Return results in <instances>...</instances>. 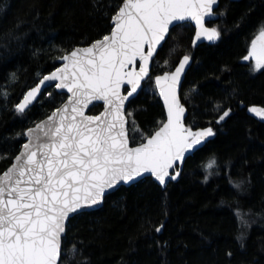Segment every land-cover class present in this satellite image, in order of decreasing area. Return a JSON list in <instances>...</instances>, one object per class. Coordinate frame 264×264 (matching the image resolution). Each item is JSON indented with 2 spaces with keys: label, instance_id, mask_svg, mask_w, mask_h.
Wrapping results in <instances>:
<instances>
[{
  "label": "trees",
  "instance_id": "trees-1",
  "mask_svg": "<svg viewBox=\"0 0 264 264\" xmlns=\"http://www.w3.org/2000/svg\"><path fill=\"white\" fill-rule=\"evenodd\" d=\"M121 2L0 0V91L9 93L7 101L0 95V173L25 141L16 134L66 95L50 87L23 115L14 104L58 66L65 51L108 34L110 20L98 9ZM217 12V20L208 23L221 31L215 43L194 47V27L183 22L170 30L151 68L154 79L173 70L183 55L192 57L181 87L182 102L188 97L185 123L205 127L212 121L216 135L186 158L179 179L165 188L146 177L107 195L100 208L72 218L64 246L75 244L82 255L65 264H264V120L248 110L264 107V69L252 71L255 62H241L264 24V0H220ZM13 72L19 77L14 83ZM144 85L126 106L136 121L128 123L131 144L141 143L142 133L150 134L164 119L153 80ZM216 104L232 109L220 125L214 123ZM101 109L94 104L89 113ZM213 156L216 165L206 169ZM160 223L165 227L156 233Z\"/></svg>",
  "mask_w": 264,
  "mask_h": 264
},
{
  "label": "snow or ice",
  "instance_id": "snow-or-ice-1",
  "mask_svg": "<svg viewBox=\"0 0 264 264\" xmlns=\"http://www.w3.org/2000/svg\"><path fill=\"white\" fill-rule=\"evenodd\" d=\"M215 5L217 0L107 3L98 11L110 20L108 34L87 47L65 51L59 57L61 66L44 75L14 104L15 112L23 115L37 101L41 86L51 83L70 94L45 120L16 134L27 142L0 174V264H65L77 253L82 255L75 244L70 249L64 246L72 218L101 206L111 191L138 183L145 174L165 186L180 176L178 164L216 135L212 121L207 127L185 123L188 97L182 102L181 87L192 60L188 54L174 70L155 75L152 91L163 101L165 119L150 134L142 133V142L136 146L130 145L127 127L129 121L134 126L136 121L133 111L126 108L145 90L144 82L153 80L152 65L177 23L193 21L196 40L220 38L216 27H205L206 19L216 18ZM243 59L255 61L252 71L264 69V24ZM9 76L13 83L19 79L15 72ZM0 95L8 100L7 90ZM94 101H102L104 111L86 115ZM248 110L264 118V107ZM213 111L217 114L214 123L220 125L232 109L216 104ZM134 131H140L139 127ZM215 165L213 156L205 167ZM164 227L160 223L154 231L160 233ZM238 239L243 241V235Z\"/></svg>",
  "mask_w": 264,
  "mask_h": 264
},
{
  "label": "water",
  "instance_id": "water-1",
  "mask_svg": "<svg viewBox=\"0 0 264 264\" xmlns=\"http://www.w3.org/2000/svg\"><path fill=\"white\" fill-rule=\"evenodd\" d=\"M219 2H220V0H217V5H215L214 7H213V11H214V13L216 14V18H213V19H206L205 20V27H208V28H212L213 26H211V25H209L208 23L209 22H212V21H215V20H217V18L219 17V14H218V12H217V8H218V6H219ZM183 22H189L193 27H194V34H193V41L194 40H196V26H195V23L193 22V21H183ZM183 22H179V23H177V25L178 24H181V23H183ZM172 29V28H171ZM170 29V30H171ZM256 36V35H255ZM255 36L252 38V39H254L255 38ZM102 38V37H101ZM100 39V38H99ZM251 39V40H252ZM97 40V39H96ZM95 41V40H94ZM93 41V42H94ZM217 40H213V41H209L206 37H201L199 40H196V43L195 44H193V46L194 47H196V46H198L199 44H201V43H204V42H207V43H215ZM92 43V42H91ZM91 43H89V44H87V45H81V46H76V47H87V46H89ZM250 44H251V41H250ZM250 44H249V47H250ZM76 47H74V48H76ZM249 47H248V49H249ZM74 48H72V49H74ZM71 49V50H72ZM70 50V51H71ZM248 54V50H247V52H246V54L244 55V56H246ZM243 56V57H244ZM182 58V57H181ZM192 61L193 60H191V63H190V66L192 65ZM179 62V61H178ZM178 62H177V64H178ZM241 62L242 63H249V62H255L254 60H252V59H250V60H248V61H245L243 58H242V60H241ZM61 64H62V62L58 59V66L57 67H60L61 66ZM176 64V65H177ZM175 65V66H176ZM190 66L186 69V74H187V72H188V70H189V68H190ZM56 67V68H57ZM55 70V68L53 69V70H51L50 72H52V71H54ZM174 70V69H173ZM50 72H48V73H46V74H44V75H47V74H49ZM163 73V72H162ZM162 73H159V74H162ZM186 74H185V76H186ZM43 75V76H44ZM158 75V74H157ZM42 76V77H43ZM185 76L183 77V79H182V84H183V82H184V79H185ZM42 77L40 78V79H42ZM155 77V76H154ZM39 79V80H40ZM37 83H39V81L37 82ZM36 83V84H37ZM35 84V85H36ZM153 84H154V79H153ZM35 85H33L32 87H35ZM50 87H54L55 88V83H51V85L49 86L48 84H46V85H44V86H41V93L39 94V96H38V99L40 98V96L48 89V88H50ZM30 89V88H29ZM28 89V90H29ZM28 90H26L25 91V93L28 91ZM55 90L57 91V92H59V93H63V94H65L66 95V98L64 99V101H66L67 100V96L68 95H70V94H67V90L65 89V90H60V89H56L55 88ZM122 92H123V94H126V91H124L123 89H122ZM23 97V96H22ZM22 97H21V99H22ZM157 97H158V99H159V101L161 102V104H162V107H163V101H162V99L157 95ZM38 99H37V101H38ZM37 101H35L34 103H33V105L37 102ZM63 101V102H64ZM63 102L58 106V107H60L62 104H63ZM94 104H102V109L98 112V113H96V114H92V113H89V109L94 105ZM127 106V105H126ZM32 107V106H31ZM187 108V107H186ZM54 110V109H53ZM52 110V111H53ZM51 111V112H52ZM104 111V104H103V102L102 101H94L91 105H89V108L88 109H86L85 110V114L86 115H99L101 112H103ZM163 111H164V109H163ZM51 112L48 114V115H50L51 114ZM48 115H46L44 118H42L41 120H39L38 122H40V121H43V120H45L46 119V117L48 116ZM186 117H187V112H186ZM164 119H165V114H164ZM185 121H186V119H185ZM38 122H36V123H38ZM35 123V124H36ZM35 124L34 125H32V126H30V127H35ZM29 127V128H30ZM127 127H128V125H127ZM205 127H207V126H205ZM28 129V128H27ZM128 135H129V128H128ZM214 137H211V138H209L208 139V141H210V140H212ZM27 142V138L25 137V141H24V143H26ZM23 143V144H24ZM22 144V145H23ZM139 144V143H138ZM130 145L131 146H136L137 144H131L130 143ZM22 147V146H21ZM21 147H20V149H19V151H18V153L20 152V150H21ZM17 153V154H18ZM16 154V155H17ZM15 155V156H16ZM192 155V154H191ZM191 155H187L186 156V158L188 157V156H191ZM14 156V157H15ZM14 157H13V159H12V161H11V163L6 167V169L4 170V171H6L10 166H11V164L14 162ZM186 158H185V160H186ZM185 160H184V162L182 163V164H178V166H177V171H180V173H182V171H183V168H184V163H185ZM4 171H2L0 174H2ZM146 177H150L157 185H159V183L157 182V181H155V179H154V177H152L151 176V174H145V178ZM179 179V177H177V179H175V180H171V179H169L168 180V182L169 181H172V182H175V181H177ZM167 182V183H168ZM167 183H166V185H167ZM132 185V184H131ZM165 185V186H166ZM121 186H125V187H127V186H130V185H121ZM120 186V187H121ZM161 188H165V186H161V185H159ZM119 187V188H120ZM116 191V190H115ZM114 191H111V193H113ZM110 193V194H111ZM103 205V204H102ZM101 205V206H102ZM101 206H99V207H97V208H95V209H93V210H96V209H98V208H100ZM93 210H90V211H93Z\"/></svg>",
  "mask_w": 264,
  "mask_h": 264
},
{
  "label": "rangeland",
  "instance_id": "rangeland-1",
  "mask_svg": "<svg viewBox=\"0 0 264 264\" xmlns=\"http://www.w3.org/2000/svg\"><path fill=\"white\" fill-rule=\"evenodd\" d=\"M253 107H257V106H253ZM252 113V112H251ZM252 114H254L255 116H257L255 113H252ZM258 118H260V119H262V120H264V118H261V117H259V116H257ZM142 142V141H141Z\"/></svg>",
  "mask_w": 264,
  "mask_h": 264
}]
</instances>
